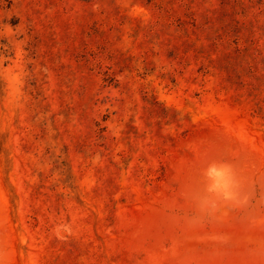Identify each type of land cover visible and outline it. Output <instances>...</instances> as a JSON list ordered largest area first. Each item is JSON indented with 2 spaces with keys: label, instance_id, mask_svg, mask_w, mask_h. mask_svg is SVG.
<instances>
[{
  "label": "rangeland",
  "instance_id": "374dc122",
  "mask_svg": "<svg viewBox=\"0 0 264 264\" xmlns=\"http://www.w3.org/2000/svg\"><path fill=\"white\" fill-rule=\"evenodd\" d=\"M0 264H264V0H0Z\"/></svg>",
  "mask_w": 264,
  "mask_h": 264
},
{
  "label": "clouds",
  "instance_id": "9594fccd",
  "mask_svg": "<svg viewBox=\"0 0 264 264\" xmlns=\"http://www.w3.org/2000/svg\"><path fill=\"white\" fill-rule=\"evenodd\" d=\"M209 181V189L212 193H219V199L215 205L206 202H197L192 212L186 218L189 225L202 223L216 210L220 204H236L241 200L239 193L240 180L233 167L227 162L210 164L205 172Z\"/></svg>",
  "mask_w": 264,
  "mask_h": 264
}]
</instances>
